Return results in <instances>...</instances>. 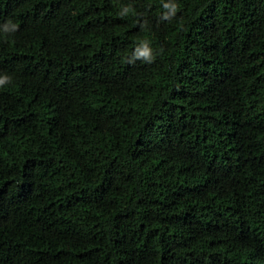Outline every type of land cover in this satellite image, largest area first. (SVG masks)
Segmentation results:
<instances>
[{"label": "trees", "instance_id": "trees-1", "mask_svg": "<svg viewBox=\"0 0 264 264\" xmlns=\"http://www.w3.org/2000/svg\"><path fill=\"white\" fill-rule=\"evenodd\" d=\"M6 75L0 264H264V0H0Z\"/></svg>", "mask_w": 264, "mask_h": 264}, {"label": "clouds", "instance_id": "clouds-1", "mask_svg": "<svg viewBox=\"0 0 264 264\" xmlns=\"http://www.w3.org/2000/svg\"><path fill=\"white\" fill-rule=\"evenodd\" d=\"M164 7H168V5H164ZM175 10H176V6H173V11H175ZM164 19H167V16H165ZM7 25L8 24L5 25L6 26L5 32H8ZM15 29H16V25H12L11 31H14ZM143 43L145 44L144 49L142 51L138 50L137 54H138V56L144 57L145 60L150 63L154 59L153 55H151L152 49H149L146 46L149 43V41L145 40V41H143ZM10 82H11V78L8 75H6L4 77H0V86H4L6 83H10Z\"/></svg>", "mask_w": 264, "mask_h": 264}]
</instances>
